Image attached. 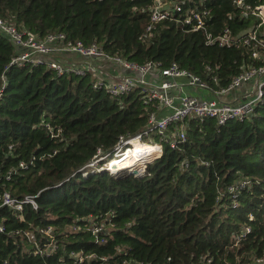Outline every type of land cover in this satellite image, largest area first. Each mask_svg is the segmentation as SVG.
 Returning a JSON list of instances; mask_svg holds the SVG:
<instances>
[{"label": "trees", "instance_id": "1", "mask_svg": "<svg viewBox=\"0 0 264 264\" xmlns=\"http://www.w3.org/2000/svg\"><path fill=\"white\" fill-rule=\"evenodd\" d=\"M168 1L160 0L168 17L156 23L150 21L152 0H0V20L39 40L62 34L63 44H95L129 63L175 64L209 84L216 76L213 90L226 88L252 64L250 47L205 44V33L214 38L227 30L237 37L251 28L232 0L203 3L211 13L195 32L182 23V11L192 5L182 0L181 13H173ZM18 52L0 33V195L33 196L36 209L0 208V264H77L71 253L94 256L82 264H250L261 256L264 92L241 120L172 124L169 134L180 125L185 134L172 149L153 130L143 135L152 103L143 104L139 86L114 98L92 89L98 77L116 76L106 70L117 66L90 61L93 72L58 76L44 65H9ZM47 59L74 66L88 61L72 54ZM120 70L118 76L137 77ZM136 136L141 144L131 146L137 165L148 159L143 169L126 170L134 167L131 158L123 169H104ZM100 225L108 235L96 244L90 229ZM46 227L54 251L34 256L18 234Z\"/></svg>", "mask_w": 264, "mask_h": 264}, {"label": "built area", "instance_id": "2", "mask_svg": "<svg viewBox=\"0 0 264 264\" xmlns=\"http://www.w3.org/2000/svg\"><path fill=\"white\" fill-rule=\"evenodd\" d=\"M152 1L155 5L151 10V23L166 19L169 12L160 11L162 6L160 0ZM185 1L191 4L192 7L183 10L182 5L184 2L182 0H169L170 10L173 13H181V10H183L182 16H184V19H182V23L195 32L204 26V20L211 13L209 9L201 8V5L203 3L209 4L212 0ZM232 5L239 8L238 16L251 19V28L240 33L237 37H230L227 30L214 38L205 33V44L212 45L215 43L218 47H234L235 49L250 47L247 50L252 64L232 79L226 88L219 90H213L210 85L217 86L216 76L210 79L209 84L186 70L180 69L175 64L158 68L153 63L143 65L129 63L118 57L106 56L95 44L84 45L81 42L63 44L64 36L62 34H48L39 40L34 34L19 32L15 27L5 24L2 20H0V33L7 37L19 51L9 65H44L58 76L65 73L83 76L86 72H93L94 70L90 66V61H100L111 66L120 67L129 74L137 75L135 79L125 75H116L112 79H100L98 77L92 84V89L104 90L110 97L114 98L127 93L135 84L139 86L140 92L145 95L142 99L143 104L152 103V111H150L147 120V131L143 135L145 136L153 130L160 136L161 142L173 149L185 141V134L181 125L169 134L168 129L172 124H182L186 120L213 119L217 125H223L228 120H241L249 116L254 106L262 98L264 92V4L251 6L250 4H243V0H232ZM150 29L151 26L149 25L145 31L148 32ZM62 54H72L88 61L86 64L80 63L74 66L67 63L58 64L47 59L53 55ZM208 71L211 76L214 75L215 70L208 69ZM242 85H253V88L243 100H225L227 95L236 92ZM202 93L205 95L203 96ZM139 138L140 136H136L132 139L138 140ZM126 142H123V144L125 145ZM119 153L120 149L117 148L116 154ZM159 153H161L160 146ZM19 167H22V165L19 164ZM25 205L35 210V197L24 196L21 200H16L7 193L0 195V208H7L19 214ZM2 232L3 228L0 224V233ZM90 232L96 244L104 243V240H99V236L108 235L102 225L91 227ZM16 234L17 232L13 233V235ZM18 235H21V240L23 239L25 243L30 245V253L34 256L48 257L54 251V240L50 227L36 228L34 231L19 233ZM237 242L238 239L235 245ZM69 257L77 264L94 259L93 255L82 256L80 253H71ZM100 261L105 262L104 258H101ZM120 264L143 263L124 259L121 260ZM250 264H264V252L261 256L253 258Z\"/></svg>", "mask_w": 264, "mask_h": 264}, {"label": "rangeland", "instance_id": "3", "mask_svg": "<svg viewBox=\"0 0 264 264\" xmlns=\"http://www.w3.org/2000/svg\"><path fill=\"white\" fill-rule=\"evenodd\" d=\"M253 88V85H251V86H249L247 89H246V93H245V95L243 96V98H242V100L247 96V94L251 91V89ZM233 94V93H232ZM232 94H229V95H227V96H230V95H232ZM202 95L204 96L205 94L204 93H202ZM132 142H138V143H140L139 142V140H129V141H127L126 142V147H130V145H131V143ZM148 143L149 144H151L152 145V143H151V141L149 140L148 141ZM141 144V143H140ZM154 145V144H153ZM155 146H158L159 147V145H155ZM158 154H160L159 152H158ZM132 159L131 160H133V159H135V154H133L132 155ZM128 157H125V160L124 161H122V163H120L119 162V160L118 159H116V157L114 158V159H112L111 161H110V164L109 165H107V167L109 168V169H112V170H114V171H116V170H120V169H123V166L125 165V162L126 161H128V159H127ZM127 159V160H126ZM145 163H148L147 161H143V164H140V165H137L136 163H135V161H134V163H133V165H134V167H131V168H125L126 170H128V171H130V172H135V171H141L142 169H143V166L145 165ZM94 164V163H93ZM91 166H94V165H91ZM111 171V170H110ZM106 231V230H105Z\"/></svg>", "mask_w": 264, "mask_h": 264}, {"label": "crops", "instance_id": "4", "mask_svg": "<svg viewBox=\"0 0 264 264\" xmlns=\"http://www.w3.org/2000/svg\"><path fill=\"white\" fill-rule=\"evenodd\" d=\"M106 71L112 72V73H109L110 76H114L115 74L119 75L120 73H122L120 68H117V67L111 68L110 70H106ZM246 89L247 88H242V90H238V91L234 92L232 95L226 96L225 100L226 101L242 100Z\"/></svg>", "mask_w": 264, "mask_h": 264}, {"label": "bare ground", "instance_id": "5", "mask_svg": "<svg viewBox=\"0 0 264 264\" xmlns=\"http://www.w3.org/2000/svg\"><path fill=\"white\" fill-rule=\"evenodd\" d=\"M132 143H131V145H132ZM131 145H130L129 148L125 149V151L123 153L114 155L113 156V159L116 157V159H118L120 163H122V161L125 160V157H128V158H131L132 159L133 158L132 155L135 154V153H134V150L132 149V146ZM133 160L135 161V159H133ZM145 161L148 162V159L147 160L145 159ZM109 164H110V161H108L107 164L104 165V169L110 170L107 167V165H109ZM112 172H114V171H112Z\"/></svg>", "mask_w": 264, "mask_h": 264}]
</instances>
